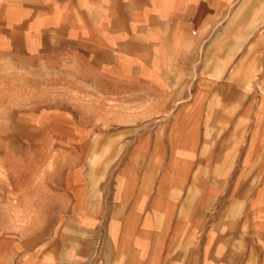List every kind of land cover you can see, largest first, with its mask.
<instances>
[{
  "label": "rangeland",
  "instance_id": "rangeland-1",
  "mask_svg": "<svg viewBox=\"0 0 264 264\" xmlns=\"http://www.w3.org/2000/svg\"><path fill=\"white\" fill-rule=\"evenodd\" d=\"M29 3L0 0V264L29 255L59 263L67 235L78 246L81 231L72 227L91 224L97 210L106 228L116 207L128 203L132 185L138 187L144 171L155 166L157 153L167 183L184 185L193 169L179 197L180 215L227 219L234 231L229 260L264 264V233L252 228L258 184L245 177V193L236 192V162L220 153L228 135L236 138L243 127L235 108H220L228 98H208L215 108H180L193 97L110 94L113 79L125 71L109 63L108 51L55 33L32 47L27 23L15 15ZM245 3L252 15V25L246 24L252 31L239 34L247 94L264 90V0ZM207 186L218 192L205 206ZM134 211L121 234L120 246L128 243V251ZM84 241L87 246L86 234ZM140 255L137 241L128 264H140Z\"/></svg>",
  "mask_w": 264,
  "mask_h": 264
},
{
  "label": "crops",
  "instance_id": "crops-1",
  "mask_svg": "<svg viewBox=\"0 0 264 264\" xmlns=\"http://www.w3.org/2000/svg\"><path fill=\"white\" fill-rule=\"evenodd\" d=\"M246 1L256 0H30L15 15L27 23L32 47L55 33L108 51L109 63L125 71L124 77L113 79L110 94L128 90V96L151 99L193 97L180 108H215L208 98H228L220 108H235L236 123L243 127L236 138L228 135L220 153L231 165L236 162V192L245 193V177L252 178L251 186L258 184L251 209L255 203L259 208L253 210L257 220L252 228L264 233V90L245 91L246 57L239 34L252 31L246 28L247 22L252 25ZM227 66H234L235 72ZM179 81L180 89L174 87ZM158 156L155 166L142 174L140 185H132L128 203L116 207L106 228L100 211L94 210L91 224L78 221L72 227L81 231L78 246L70 245L68 235L60 243L59 263L29 255L18 264H128L137 241L140 264H234L228 249L234 231H229L227 219L180 215L184 208L179 197L193 169L185 174L184 185L167 183ZM216 188L206 187L205 206ZM133 210L128 251V243L124 249L120 246L121 234Z\"/></svg>",
  "mask_w": 264,
  "mask_h": 264
}]
</instances>
